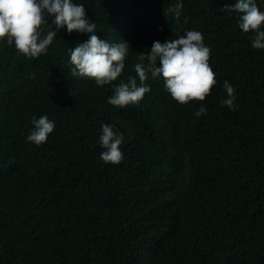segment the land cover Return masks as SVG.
<instances>
[{
	"label": "trees",
	"instance_id": "trees-1",
	"mask_svg": "<svg viewBox=\"0 0 264 264\" xmlns=\"http://www.w3.org/2000/svg\"><path fill=\"white\" fill-rule=\"evenodd\" d=\"M73 2L101 39L129 44L125 69L104 86L72 76L69 49L91 33L66 27L36 58L0 41V264H264V49L223 9L235 0H182L180 20L177 0ZM188 30L211 49L204 101L149 77L138 104L107 102L121 79L140 83L139 53ZM42 115L55 129L36 145ZM104 124L123 135L119 164L100 158Z\"/></svg>",
	"mask_w": 264,
	"mask_h": 264
},
{
	"label": "clouds",
	"instance_id": "clouds-1",
	"mask_svg": "<svg viewBox=\"0 0 264 264\" xmlns=\"http://www.w3.org/2000/svg\"><path fill=\"white\" fill-rule=\"evenodd\" d=\"M182 9V0H177L167 12L180 20ZM223 9L239 13V28L244 33H254L250 37L251 47L264 49V30H261L264 11L255 0H235L233 5H225ZM47 17H52L51 23ZM184 22L187 23V18ZM65 27L69 33H91L87 41L69 49L72 76L95 80L99 86L111 85L121 77L129 44L124 40L110 43L97 36L96 23L87 18L82 4L73 0H0V41L6 40L7 45H14L16 51L26 57L36 58L46 53L59 30ZM203 41V34L196 30H188L164 43L154 41L150 50L139 53L134 65L140 83L133 76H129L127 82L121 79L107 102L120 108L138 104L151 91L145 83L149 77L162 78L165 89L180 104L204 101L217 81L209 63L211 49ZM223 87L227 98L221 103L232 109L236 106L235 88L227 80ZM206 113L207 108L201 106L195 115L200 117ZM32 124L33 130L26 139L36 145L45 143L55 129V122L47 115L39 119L33 117ZM101 132L99 143L104 149L100 153L101 160L119 164L123 159L120 150L123 135L112 124L102 125Z\"/></svg>",
	"mask_w": 264,
	"mask_h": 264
},
{
	"label": "rangeland",
	"instance_id": "rangeland-1",
	"mask_svg": "<svg viewBox=\"0 0 264 264\" xmlns=\"http://www.w3.org/2000/svg\"><path fill=\"white\" fill-rule=\"evenodd\" d=\"M255 2L261 8V10L264 11V0H255Z\"/></svg>",
	"mask_w": 264,
	"mask_h": 264
}]
</instances>
